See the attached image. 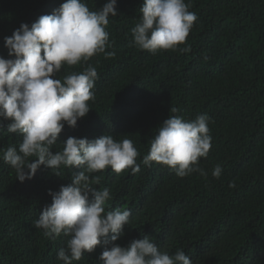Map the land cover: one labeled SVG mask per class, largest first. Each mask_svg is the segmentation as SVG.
<instances>
[{"label": "trees", "instance_id": "1", "mask_svg": "<svg viewBox=\"0 0 264 264\" xmlns=\"http://www.w3.org/2000/svg\"><path fill=\"white\" fill-rule=\"evenodd\" d=\"M63 2L0 0V56L8 58L4 38L21 23L30 26ZM84 2L95 11L107 0ZM186 2L197 20L179 47L191 45V51L153 55L130 46L143 0H117V16L109 17L106 28V53L114 55L97 54L87 62L98 73L91 110L75 128L65 126L53 151L68 137L93 140L111 134L131 139L140 163L155 129L169 116L192 120L207 114L211 148L207 158H200L207 176L179 178L165 165L141 163L137 173L111 168L93 173L101 178L93 187L110 190L106 210L131 212L115 242L122 247L149 236L162 252L182 249L192 264H264V0ZM84 66H64L57 78ZM172 107L178 111L172 113ZM7 123L0 129V149L22 139L7 132ZM217 164L223 169L218 179L211 175ZM79 170L62 167L56 175L42 165L32 179L20 182L0 160V264H62L57 252L68 238H46L34 221L51 203L49 190L70 184L72 172ZM105 246L102 238L73 264H103L99 257Z\"/></svg>", "mask_w": 264, "mask_h": 264}, {"label": "clouds", "instance_id": "2", "mask_svg": "<svg viewBox=\"0 0 264 264\" xmlns=\"http://www.w3.org/2000/svg\"><path fill=\"white\" fill-rule=\"evenodd\" d=\"M116 6L117 0H107L92 11L84 0H64L51 14L41 15L30 26L21 23L4 38L8 58L0 56V129L7 121V132L18 133L22 139L0 149V160L15 170L20 182L32 179L42 165L56 175H61L62 167L80 169L72 172L70 184L57 192L49 190L51 203L34 221L46 238L54 240L62 234L68 238L66 247L57 252L62 264L80 261L102 238L106 246L99 259L103 264H192L182 249L171 255L162 252L149 236L134 239L126 247L115 243L129 224L131 212L106 210L110 190L93 187L101 178L91 174L106 168L137 173L141 163L151 167L156 162L179 178L193 173L207 176L200 167V158H207L212 141L207 114L192 120L169 116L155 129L140 163L134 142L127 137L117 140L111 134L93 140L68 137L59 151H53L65 126L75 128L91 110L88 102L95 99L92 90L98 73L87 62L97 54L114 55L106 53L110 47L106 28L109 17L117 16ZM139 12L130 46L153 55L161 50L191 51V45L179 47L197 20L186 0H143ZM76 65L86 66L57 78L62 67ZM222 171L217 164L211 175L218 179Z\"/></svg>", "mask_w": 264, "mask_h": 264}]
</instances>
